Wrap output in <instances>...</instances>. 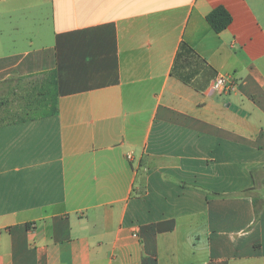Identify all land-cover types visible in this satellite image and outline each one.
Returning a JSON list of instances; mask_svg holds the SVG:
<instances>
[{
	"label": "crops",
	"instance_id": "crops-1",
	"mask_svg": "<svg viewBox=\"0 0 264 264\" xmlns=\"http://www.w3.org/2000/svg\"><path fill=\"white\" fill-rule=\"evenodd\" d=\"M50 72L0 121V264H264V0H0V101Z\"/></svg>",
	"mask_w": 264,
	"mask_h": 264
},
{
	"label": "trees",
	"instance_id": "trees-1",
	"mask_svg": "<svg viewBox=\"0 0 264 264\" xmlns=\"http://www.w3.org/2000/svg\"><path fill=\"white\" fill-rule=\"evenodd\" d=\"M207 20L210 26L212 27V29L216 33L223 32L232 23V17L230 13L223 7H219L213 10L207 16ZM182 52L188 53V54L195 53V51L187 44H183L181 46L180 54ZM56 75H57L56 72H50V73L45 74V76H48L49 78H51L50 82L42 85L39 91H37V94L34 97L35 99L33 98L32 101H29L30 103L27 106V109L28 108L31 109L34 107L38 109H42L44 111L43 115L45 117L54 116L58 114L59 112V92H58V82H57ZM184 81L187 82L185 78H184ZM254 203L257 208V205L259 204L258 200L257 199L254 200ZM256 212H257V209H256Z\"/></svg>",
	"mask_w": 264,
	"mask_h": 264
},
{
	"label": "rangeland",
	"instance_id": "rangeland-1",
	"mask_svg": "<svg viewBox=\"0 0 264 264\" xmlns=\"http://www.w3.org/2000/svg\"><path fill=\"white\" fill-rule=\"evenodd\" d=\"M23 95V94H22ZM20 93L18 96L9 94L6 101L1 100L0 102V121L11 120L18 117H25L27 115H37L43 112L42 109H26L23 110L24 100ZM264 194V190H263Z\"/></svg>",
	"mask_w": 264,
	"mask_h": 264
},
{
	"label": "built area",
	"instance_id": "built-area-1",
	"mask_svg": "<svg viewBox=\"0 0 264 264\" xmlns=\"http://www.w3.org/2000/svg\"><path fill=\"white\" fill-rule=\"evenodd\" d=\"M236 90L237 82L231 75L218 76L212 85V92L215 93H230Z\"/></svg>",
	"mask_w": 264,
	"mask_h": 264
}]
</instances>
